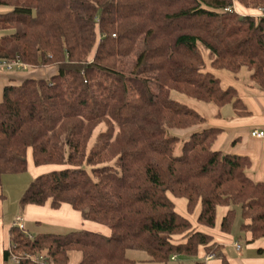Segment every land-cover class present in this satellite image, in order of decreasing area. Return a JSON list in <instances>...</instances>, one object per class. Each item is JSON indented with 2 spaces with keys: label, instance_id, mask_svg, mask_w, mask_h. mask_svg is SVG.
I'll use <instances>...</instances> for the list:
<instances>
[{
  "label": "trees",
  "instance_id": "obj_1",
  "mask_svg": "<svg viewBox=\"0 0 264 264\" xmlns=\"http://www.w3.org/2000/svg\"><path fill=\"white\" fill-rule=\"evenodd\" d=\"M0 7V60L56 69L2 89L0 187L2 176L26 172L30 150L36 167L63 168L33 179L20 206L68 205L110 231L31 237L12 226L5 262L35 264L25 255L39 254L68 264L78 253V264H137L127 252L139 251L167 264L203 248L229 264L169 196L184 199L189 215L199 208L203 230L226 207L220 232L229 234L239 216L249 243L264 239V177L249 176L247 158L213 151L221 130H194L203 116L171 98L248 115L237 90L206 71L198 44L212 70H247L264 92V17L253 16L264 0H0Z\"/></svg>",
  "mask_w": 264,
  "mask_h": 264
},
{
  "label": "crops",
  "instance_id": "obj_2",
  "mask_svg": "<svg viewBox=\"0 0 264 264\" xmlns=\"http://www.w3.org/2000/svg\"><path fill=\"white\" fill-rule=\"evenodd\" d=\"M5 9L0 7V12ZM254 15V14H253ZM56 73L54 67L41 69H28L27 71L13 70L12 72H0V100L2 89L6 85H17L26 78H48ZM240 75V74H238ZM234 87L241 99V102L248 112V115L240 116L231 105L217 107L214 110L204 108L198 111L205 123L194 130L204 127H214L221 130L212 145V150L225 155H235L245 157L250 161L249 176L256 182H260L264 177V137L255 139L250 137L253 130L264 131V92L252 85L249 77L240 81L238 76L234 79ZM182 133H185V136ZM190 131L180 132L184 139ZM180 147V145H179ZM30 151V150H29ZM27 152V170L25 173L16 175H4L1 179L0 187V264H12L5 262L3 253L9 249V230L17 223V219L24 226L25 233L33 237L41 232H56V234H67L72 231L86 230L109 236L108 228L85 221L79 212L74 211L68 205H63L59 209H51L48 204L45 206L29 205L21 207L20 197L26 190L30 182L45 173L48 168H37L32 160L31 154ZM31 152V151H30ZM175 205L177 213L187 218L193 228L197 231H206L213 237V242L222 247L229 264H264V239H259L249 243V235H244L239 231L241 223L237 216L234 227L229 234L220 232V222L225 215L227 208L218 207L215 227L210 230H203L197 226L199 208L193 214L186 211V201L175 199L169 196ZM106 229V230H104ZM53 234V233H51ZM182 237H174L175 241H180ZM244 242L242 246L241 243ZM236 245L239 248H236ZM204 249L200 248L194 258L176 256L174 260L167 264H221L220 259L211 258L207 260ZM135 260V259H134ZM80 254L72 253L68 264H78ZM147 262V259L135 260ZM141 264V263H140Z\"/></svg>",
  "mask_w": 264,
  "mask_h": 264
},
{
  "label": "rangeland",
  "instance_id": "obj_3",
  "mask_svg": "<svg viewBox=\"0 0 264 264\" xmlns=\"http://www.w3.org/2000/svg\"><path fill=\"white\" fill-rule=\"evenodd\" d=\"M198 50L199 52L201 53L204 61H205V64H206V71H211L214 73V75L220 79L221 81V86L222 88H226L228 86H231V85H234L235 84V81L234 79L238 76V78L240 79V81H243V79H247L249 77V72L247 70H242L240 75H234L232 73H229V72H226V71H215V70H212L209 66L210 64V61L212 59V56L210 55V53L200 44H198ZM171 98L176 100V101H179V102H182L190 107H193L195 109H197L198 111L202 112L204 108H207L209 109L210 111L211 110H215L216 109V106L213 105V104H204L202 102H199L197 100H194V99H191V98H188V97H185L183 95H179L175 92H171ZM205 111V109H204ZM103 127L100 126L93 134V137L90 141V144L89 146H92L93 143H94V137L96 136V134L99 132L100 129H102ZM183 135H181L182 137L185 136V133H182ZM186 138V137H185ZM180 150V147L177 146L176 148V152L175 153H178ZM31 152L29 151L28 155H30ZM40 167H44V168H48V170L43 173V174H47V173H50L52 171H58L60 169L63 168V166H59V165H45V166H40ZM39 168V167H37ZM41 174V175H43ZM40 176V175H39ZM174 198V197H172ZM106 230V229H104ZM56 234V232H41V234ZM63 233V232H61ZM59 233V234H61ZM241 245L243 246L244 245V242L241 243ZM127 257L129 259H132V260H142V259H147L148 260V255L144 252H139V251H129L127 252ZM143 264V262H138L137 264ZM145 264H156V263H145Z\"/></svg>",
  "mask_w": 264,
  "mask_h": 264
},
{
  "label": "built area",
  "instance_id": "obj_4",
  "mask_svg": "<svg viewBox=\"0 0 264 264\" xmlns=\"http://www.w3.org/2000/svg\"><path fill=\"white\" fill-rule=\"evenodd\" d=\"M235 10V8H233ZM227 11H231L228 9ZM255 18H262L264 17V8H259L257 12L253 15ZM30 69L29 66L21 63L18 60H11V61H5V60H0V72H12L13 70H18V71H27ZM251 138L255 139H260L264 137V131L262 130H253L250 133ZM18 227L19 230L25 232L23 224L20 222V219H17V223L14 225ZM236 248H239V246L236 245ZM10 251V247L8 249ZM26 259L30 260L31 262L35 264H48L46 259L42 255H25ZM211 256L207 257V260L211 259ZM175 256L171 257V260H174ZM9 261L12 264H19V260L15 256H11L9 258Z\"/></svg>",
  "mask_w": 264,
  "mask_h": 264
}]
</instances>
